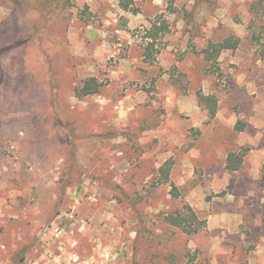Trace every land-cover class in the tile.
I'll use <instances>...</instances> for the list:
<instances>
[{"label": "rangeland", "instance_id": "rangeland-1", "mask_svg": "<svg viewBox=\"0 0 264 264\" xmlns=\"http://www.w3.org/2000/svg\"><path fill=\"white\" fill-rule=\"evenodd\" d=\"M257 1L0 0V264H264ZM229 35L212 71L202 50ZM91 77L98 92L77 96ZM189 208L198 232L164 219Z\"/></svg>", "mask_w": 264, "mask_h": 264}, {"label": "trees", "instance_id": "trees-1", "mask_svg": "<svg viewBox=\"0 0 264 264\" xmlns=\"http://www.w3.org/2000/svg\"><path fill=\"white\" fill-rule=\"evenodd\" d=\"M135 0H119V6L124 10H133L136 11L133 7ZM262 7L264 9V3L261 1H257L252 3L251 8L254 11H259L258 9ZM169 27L166 22L158 24L154 22L152 26L147 30L144 35V38L147 39L146 45L144 47V60L147 62H153L155 59V54L152 51V46H154V41L159 38V36L168 31ZM252 38L256 41L259 40V36H256L254 32H252ZM239 38L235 35H229L225 37L223 40L218 42H210L206 48L202 50L204 58L210 62L211 67H213L212 71H219V67L217 65V59L220 53L225 49L234 50L238 46ZM99 90V83L95 77H91L86 79L82 86L77 88L76 94L77 96H85L88 94H94ZM198 101L203 106H206L209 110L210 116H213L216 112L217 100L209 95H205L202 93H198ZM239 124V123H238ZM237 129H242V126L236 125ZM247 148L241 147L239 150L229 151L225 158V168L228 170H238L242 163L244 156L246 154ZM171 168V161L166 160L159 167V175L160 180L163 182H167L169 180ZM170 194L172 196H178L179 191L176 186H172L170 189ZM164 219L179 228H181L186 233H195L201 229V221L198 219L197 215L190 208L187 213L175 212L168 213L165 215Z\"/></svg>", "mask_w": 264, "mask_h": 264}, {"label": "crops", "instance_id": "crops-1", "mask_svg": "<svg viewBox=\"0 0 264 264\" xmlns=\"http://www.w3.org/2000/svg\"><path fill=\"white\" fill-rule=\"evenodd\" d=\"M61 232H62V231H60V230H59V232H58V235H57V236H59V234H60ZM73 243L77 245L79 242H78V240H74V242H73ZM75 255H76V254H75Z\"/></svg>", "mask_w": 264, "mask_h": 264}, {"label": "built area", "instance_id": "built-area-1", "mask_svg": "<svg viewBox=\"0 0 264 264\" xmlns=\"http://www.w3.org/2000/svg\"><path fill=\"white\" fill-rule=\"evenodd\" d=\"M56 232H57V234H58V232H59V229H56Z\"/></svg>", "mask_w": 264, "mask_h": 264}]
</instances>
